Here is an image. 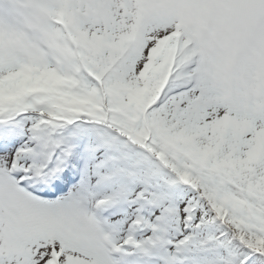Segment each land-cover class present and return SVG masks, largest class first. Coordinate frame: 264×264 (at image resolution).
I'll use <instances>...</instances> for the list:
<instances>
[{"label": "snow or ice", "instance_id": "1", "mask_svg": "<svg viewBox=\"0 0 264 264\" xmlns=\"http://www.w3.org/2000/svg\"><path fill=\"white\" fill-rule=\"evenodd\" d=\"M0 264H264V0H0Z\"/></svg>", "mask_w": 264, "mask_h": 264}]
</instances>
